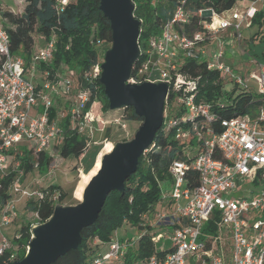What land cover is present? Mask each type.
<instances>
[{"label":"built area","instance_id":"1","mask_svg":"<svg viewBox=\"0 0 264 264\" xmlns=\"http://www.w3.org/2000/svg\"><path fill=\"white\" fill-rule=\"evenodd\" d=\"M69 1L57 0V8L63 10ZM252 1L245 11L233 10L230 15H226L227 11L208 10L212 13L211 20L204 23L206 31L193 36L184 30L190 18L179 6L173 18L164 24L161 35L149 40L144 50L146 57L130 82L164 81L173 90H193L196 80L181 73L179 63L187 57L199 56L203 43L224 30H232L231 35L240 45L244 39V22L260 11L257 3L264 7V0ZM55 50L56 39L51 37L36 46L29 63L22 55L13 54L0 11V193L2 179L18 171L9 186L10 197L2 202L0 196V257L12 248L3 229L18 217V201L45 196L43 190H30L22 185L24 173L19 170L20 162L9 154L10 150L26 141L35 154L48 152L55 156L58 154L55 145L63 141L61 122L67 116L71 127L88 139L89 146L96 128L92 108L86 111L91 89L78 85L77 73L65 64L55 72L41 69V64L53 60ZM225 51L222 43L215 58H206L209 67L219 69L243 86L254 79L264 92V62L253 57L257 71L243 77L222 61ZM102 62L103 58L83 78L90 82L100 78ZM60 97L67 107L58 110L52 118V108ZM184 101L189 114L183 120L200 117L206 124L214 120L208 104H196L193 96ZM178 123L172 118L168 126ZM222 126L223 130L216 133L194 124L201 143L199 154L191 162L177 160L171 166L173 183L160 202L166 209L156 207L142 215V225L152 233L156 251L131 264H264V110L255 117L225 118ZM188 135L187 130L177 129L178 138ZM189 168L199 174L196 187L186 185ZM209 221L214 227L205 231ZM139 239L140 234L134 239L112 236L106 242L95 240L98 248L92 264H129L128 255L137 252Z\"/></svg>","mask_w":264,"mask_h":264},{"label":"trees","instance_id":"2","mask_svg":"<svg viewBox=\"0 0 264 264\" xmlns=\"http://www.w3.org/2000/svg\"><path fill=\"white\" fill-rule=\"evenodd\" d=\"M133 2L134 15L141 21L139 44L143 51L133 67L132 76H135L137 68L146 57L144 50L148 47L149 40L161 35L164 24L173 18L179 6L183 7L190 18V21L184 24V30L189 36H193L196 32L206 31L204 23L211 20L210 15L205 14L206 11L213 9L217 13H223L231 10L237 0H133ZM0 11L4 28L10 37V50L13 54L22 55L29 63L31 54L37 46L36 39L39 36L44 39L55 37L56 50L53 60L41 64V69L55 72L61 65H67L77 73L78 85L91 89L86 111L93 108L92 116L100 119V112L94 106L101 102L105 110L110 109L109 99L100 78L93 82L83 78V74L103 58L98 44L100 42L112 44L111 23L100 9V0H70L63 10L57 8V0H24L22 12L5 9L0 2ZM252 26L258 27L257 35L264 30V11H258L250 19L247 27ZM248 52L264 62V39L259 43L252 39ZM179 71L196 80V87L189 91L173 90L170 87L165 103L164 123L157 131L152 144L141 155L137 171L127 178L124 192L112 190L97 220L83 228L79 246L51 264H92V257L98 248L94 245L95 240L102 242L110 240L114 232L124 224L141 230L139 248L137 252L128 255V263L144 260L152 255L156 251L155 244L152 241V233L146 231L142 225V215L154 211L162 201V195L168 190V186H172L173 175L170 169L173 163L177 160L191 162L199 154L201 143L193 129L194 124L199 123L204 131L211 129L220 133L223 130V119L243 115L255 117L264 110V97H255L249 85L243 86L235 82L232 88H227V75L219 69L210 68L209 60L206 58L187 57L179 63ZM188 96H193L196 104L202 102L208 104L215 116L214 120L209 124L203 123L200 117L183 120L182 118L189 114L184 101ZM66 107L67 102L61 97L57 98L51 117ZM125 110L123 123L127 120L142 123L143 118L135 113L133 107H125ZM172 118L179 123L168 126ZM61 124L64 128L63 141L56 144L55 148L59 161L75 157L84 163L85 172H82L74 191L75 196L82 199L86 185L101 166L103 155L111 151L114 144L107 141L100 152V144L92 143L89 146L88 139L76 128L71 127L69 116L63 119ZM180 127L189 132L187 137L176 136ZM110 132L111 128H107L106 135ZM9 154L20 162L19 170L24 173L22 181L31 172L38 171L45 175L50 167L56 165L55 156L48 152L35 154L32 149L20 145L10 150ZM17 173L18 171H12L2 179L3 188L0 193L2 202H6L10 197L9 186ZM185 178L187 186L199 185V174L196 170L192 168L186 170ZM34 189L43 190L45 196L31 198L26 203L27 215L23 217L20 226L10 238L12 248L7 249L0 257V264H14L16 260L25 256L32 239L33 226L48 220L58 201L64 198L61 187L55 183L45 188ZM213 227V222L209 221L204 230H212Z\"/></svg>","mask_w":264,"mask_h":264},{"label":"water","instance_id":"3","mask_svg":"<svg viewBox=\"0 0 264 264\" xmlns=\"http://www.w3.org/2000/svg\"><path fill=\"white\" fill-rule=\"evenodd\" d=\"M110 20L112 44L103 56L100 81L111 110L133 107L143 118L133 138L117 141L102 157L101 167L89 180L76 204H57L51 217L32 228L25 256L14 264H51L76 249L84 227L95 222L112 190L124 192L125 182L137 171L141 155L154 141L165 119L170 84L164 81L130 82L141 55V21L135 17L133 0H100Z\"/></svg>","mask_w":264,"mask_h":264},{"label":"rangeland","instance_id":"4","mask_svg":"<svg viewBox=\"0 0 264 264\" xmlns=\"http://www.w3.org/2000/svg\"><path fill=\"white\" fill-rule=\"evenodd\" d=\"M1 5L5 9L12 10L14 12H22L23 11V3L24 0H0ZM253 4L252 0H237L235 6L226 12V15H230L233 10H238L240 12L245 11L246 8L250 7ZM211 11H206V15L211 16ZM204 14V12H203ZM250 24V20H246L244 22V26H248ZM258 31L257 26L245 27L243 29L244 39L240 43L232 42L235 51L234 58L229 61L232 69L240 74L243 77L249 76L251 71H257V67L255 62L253 61V56L248 52L249 50V42L254 39L256 43H259L261 39H264L263 34L264 30H261L257 35ZM231 38V37H230ZM45 42L43 37H38L36 39L37 45H41ZM205 44V45H204ZM202 45V48L199 50V56L203 58H213L216 53L220 50V41L216 40L212 42L211 39H208ZM101 54L104 56L105 51L111 47L108 42H100L98 44ZM215 58V57H214ZM224 61V60H222ZM227 64V62H225ZM235 81L231 76H227L226 78V87L232 88L234 86ZM250 90L255 97L261 98L264 97V92H261L258 86V83L254 79H250L249 81ZM179 103V102H178ZM100 112V119L96 117V121L94 122L95 130L93 135L91 136V144L97 143L101 145L102 151L104 145L107 141L115 144L117 141H124L123 139H131L135 135V132L138 130L141 122L135 120H127L125 125L124 123L119 124L118 122H123V115L126 113L125 108L114 109V110H105L102 103L98 102L94 108H96ZM93 110V108H92ZM97 119L99 121H97ZM107 128H111V132L109 135H106ZM20 146L27 147V142L23 141L19 144ZM99 152V153H100ZM98 153V155H99ZM97 155V157H98ZM56 165L53 167L51 174H42L38 171L31 172L26 175L25 179L22 181V185L30 190L38 187H47L52 183L58 184L63 193L64 198L58 204L62 205H70L76 204L81 199H78L75 194V188L81 179L82 172L84 170V163L78 158L70 157L65 160L59 161V155L55 154ZM97 160V158H96ZM96 163V161H95ZM93 168V167H92ZM49 172V171H48ZM246 186H251V184H247ZM171 189V186H168V190ZM240 195V193L236 194ZM29 200L26 198H22L17 203L18 208V217L12 222V224L5 227L4 233L9 237V239L14 235L16 229L20 226L22 219L27 215L26 203ZM158 209H166L164 205L159 203L157 205ZM141 233V230L137 227H132L131 225L124 224L122 227L118 228L114 234L113 238H122V239H134ZM161 245V243H159Z\"/></svg>","mask_w":264,"mask_h":264},{"label":"crops","instance_id":"5","mask_svg":"<svg viewBox=\"0 0 264 264\" xmlns=\"http://www.w3.org/2000/svg\"><path fill=\"white\" fill-rule=\"evenodd\" d=\"M256 6L261 11H264V7L262 6V4L260 2L257 3ZM245 27H247V25ZM245 27H244V29H245ZM231 33H232V30H224V31H221L219 34H217V36L211 38L212 42L218 40V41H220L221 44L222 43L225 44L226 51H225V56L223 57V60H224V62H227V64H229V65H230L229 61L232 60L234 58V55H235V51H234V49H232V47H233L232 42H237L233 38V36L231 35ZM43 44H41V45H43Z\"/></svg>","mask_w":264,"mask_h":264},{"label":"bare ground","instance_id":"6","mask_svg":"<svg viewBox=\"0 0 264 264\" xmlns=\"http://www.w3.org/2000/svg\"><path fill=\"white\" fill-rule=\"evenodd\" d=\"M92 114V113H91ZM101 162H102V160H101ZM101 167V166H100ZM84 193V192H83Z\"/></svg>","mask_w":264,"mask_h":264}]
</instances>
